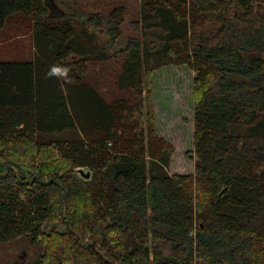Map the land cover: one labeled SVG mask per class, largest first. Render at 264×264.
Masks as SVG:
<instances>
[{
    "label": "trees",
    "instance_id": "16d2710c",
    "mask_svg": "<svg viewBox=\"0 0 264 264\" xmlns=\"http://www.w3.org/2000/svg\"><path fill=\"white\" fill-rule=\"evenodd\" d=\"M55 1L46 18L44 0H0V29L32 17L36 52L0 61V246L36 249L0 264H264V0H141L117 84L133 96L114 101L85 63L110 59L124 8L80 20ZM167 64L195 70L190 173L154 125Z\"/></svg>",
    "mask_w": 264,
    "mask_h": 264
},
{
    "label": "rangeland",
    "instance_id": "374dc122",
    "mask_svg": "<svg viewBox=\"0 0 264 264\" xmlns=\"http://www.w3.org/2000/svg\"><path fill=\"white\" fill-rule=\"evenodd\" d=\"M63 6L67 11L80 14L74 15L80 20L90 12L110 13L115 8H124L123 35L110 49V59L86 62L85 75L108 101L123 97L132 99V90L121 91L117 84L125 54L121 49L130 37L141 35L132 25L141 19V0H69ZM33 28L34 21L26 12L11 15L0 29V61L33 60L36 54ZM194 76L195 70L185 64H167L151 75L156 132L175 145L169 167L171 173H190L195 168V159L189 158V153L194 150ZM141 125L147 127L146 121H141ZM83 170L88 171L87 168ZM43 228L65 231L58 222H47ZM35 251L29 239L18 238L8 246H0V257L8 259L13 254L16 258L28 260Z\"/></svg>",
    "mask_w": 264,
    "mask_h": 264
},
{
    "label": "water",
    "instance_id": "95a60500",
    "mask_svg": "<svg viewBox=\"0 0 264 264\" xmlns=\"http://www.w3.org/2000/svg\"><path fill=\"white\" fill-rule=\"evenodd\" d=\"M44 1H45V4H46V6L48 7V10H49L48 15L46 16V18H53V17L63 16L64 15L65 12L64 13L63 12L60 13L59 11H65V10H63V8L60 7L58 5V3H56L55 0H44ZM79 172L85 178H89L90 175H91L90 171H84L83 168L79 169Z\"/></svg>",
    "mask_w": 264,
    "mask_h": 264
}]
</instances>
